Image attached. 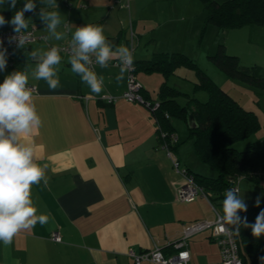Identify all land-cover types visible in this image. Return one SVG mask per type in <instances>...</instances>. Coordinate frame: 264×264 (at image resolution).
<instances>
[{"label": "crops", "instance_id": "crops-1", "mask_svg": "<svg viewBox=\"0 0 264 264\" xmlns=\"http://www.w3.org/2000/svg\"><path fill=\"white\" fill-rule=\"evenodd\" d=\"M122 1L125 0H54L52 11L60 19L55 29L61 34L59 40L49 30V21L40 15L31 17L32 11L24 13L27 24L34 25L36 33H44L46 40L37 39L16 48L12 70L26 73L28 84L35 86L31 102L41 126L16 142L32 147V162L45 170L44 178L31 186V200L36 214L47 215L48 221L22 229L9 245L0 242V264H133L126 252L129 247L140 251L157 244L169 253L184 223L214 218L213 207L224 216L223 200L212 203L201 195L187 202L177 199L182 178L160 146L153 113L144 104L121 96L127 69L116 61L122 56L121 46L129 51L130 27V54L139 65L135 75L141 92L149 98H156L165 79L163 72L147 70L145 61L157 60L159 54L177 49L167 41L169 38L161 40L153 33L156 14H146L142 0H129L132 5L126 4L127 8ZM51 3L41 2L39 7L48 9ZM3 8L0 15L12 19ZM121 12L129 16L127 29L123 27L126 23ZM146 18L152 21L151 25ZM89 24L103 28L112 51L106 67L96 62L90 69L102 80V91L92 93L80 75L72 72L67 57L72 55L61 51V61L54 66L60 86L51 90L44 80H37L34 72L39 55L33 56V52L42 55V49L48 51V43L73 41L74 32ZM125 32L128 37L123 39ZM118 34L121 35L117 42H108ZM91 54L96 59V54ZM10 74L0 70V83ZM105 94L115 99L107 102L102 97ZM169 121L179 142L174 123L171 118ZM178 149L175 152L180 159L183 153ZM184 166L214 174L190 161H185ZM53 231H58L60 240L52 239ZM187 248L192 264L220 259L219 246L208 230L192 235Z\"/></svg>", "mask_w": 264, "mask_h": 264}, {"label": "trees", "instance_id": "trees-1", "mask_svg": "<svg viewBox=\"0 0 264 264\" xmlns=\"http://www.w3.org/2000/svg\"><path fill=\"white\" fill-rule=\"evenodd\" d=\"M26 0H17L16 7L9 6L5 0L3 7L13 18L15 12L22 9ZM204 11L205 23H213L219 29H230L249 24L264 26V0H200ZM11 19H5L10 21ZM13 26L10 23L0 27ZM14 27V26H13ZM157 60H146L147 70L161 71L166 75L173 71L176 65L184 64L194 69L197 79L193 82V89H203L207 98L200 100L181 92L163 81L159 86L156 98L159 107L151 111L159 126L168 132H174L170 125L171 117H179L186 122L187 114L191 112L197 125L188 127V135L193 139V148L199 161L210 166L214 174H202L187 169L194 180L200 184L209 201L224 200L225 192L238 187L241 179L248 180L251 185L264 188V145L256 147L253 142L245 148H237L236 142L255 133L260 128L259 118L252 110L243 107L221 86L217 85L206 75L197 64L180 52L162 53ZM210 60L224 71L229 77L239 79L257 87L264 93V77L256 65L244 66L239 64L237 56L228 53L224 44L218 43ZM134 62V61H133ZM135 64V62H134ZM139 68L135 64V71ZM180 94L188 96L185 104L176 100ZM146 98L149 96L144 95ZM157 124V123H156ZM158 125L156 126L158 136ZM159 138V137H158ZM160 141V139H159ZM177 141L170 144L175 150ZM246 211H238V222L230 224L239 246V255L243 264L248 256L253 264H264V234L260 237L252 235L251 227H245V221L252 225L257 215L264 211V195L257 201L246 206Z\"/></svg>", "mask_w": 264, "mask_h": 264}, {"label": "clouds", "instance_id": "clouds-1", "mask_svg": "<svg viewBox=\"0 0 264 264\" xmlns=\"http://www.w3.org/2000/svg\"><path fill=\"white\" fill-rule=\"evenodd\" d=\"M5 0H0L3 4ZM17 0H9L11 8L16 7ZM54 2V0H49ZM35 5L29 0L22 9L15 12L11 21H5L0 15V25L6 22L14 26V32L19 33L21 29L28 27L24 18L25 12H31ZM41 16L49 21L48 28L61 39V34L55 33L60 23L57 12L41 13ZM74 48L69 59L71 70L80 75L92 93L99 94L102 91V80L97 78L95 72L87 65L90 63L89 54H96V62L102 67L112 56L110 46L106 43L103 28L91 24L78 28L72 37ZM23 43V41H21ZM119 52L128 64L133 58L126 47L121 46ZM39 55L34 76L37 80H44L51 90L60 86V80L54 68L61 61L59 49L52 47L42 55L33 52V56ZM5 60L3 53H0V68L4 67ZM123 72L124 69L122 68ZM118 79H120L118 77ZM28 75L23 72H14L8 75L0 83V242L4 245L12 243L13 238L22 230L33 228L37 223H47L48 216L37 215V209L31 200V186L38 184L44 178L45 170L32 162L33 148L24 147L17 143L21 137L30 135L41 126L40 117L32 101L31 90L26 86ZM7 133V134H6ZM47 183V181H45ZM259 200H257V205ZM243 201L238 198L235 191L229 189L225 192L223 200V221L232 224L239 221L238 211H246ZM245 227H251L252 235L260 237L264 234V211H261L256 221ZM221 230H224L221 228ZM187 253L182 254V258Z\"/></svg>", "mask_w": 264, "mask_h": 264}, {"label": "rangeland", "instance_id": "rangeland-1", "mask_svg": "<svg viewBox=\"0 0 264 264\" xmlns=\"http://www.w3.org/2000/svg\"><path fill=\"white\" fill-rule=\"evenodd\" d=\"M130 1L125 0L121 3L127 8L128 4H131ZM216 1L221 2L223 0ZM28 2L29 0H26V3ZM31 2L35 5L32 14H30L31 17L41 16L43 9L39 8H44L45 11L43 12L55 9V3H51L48 9H45L44 6L39 7L41 2L50 3L49 0H31ZM141 3L146 14L151 12L156 14L157 23L153 29V33L158 35L156 37L161 40L169 38L167 41L176 45L174 47H177V49L171 48L168 53H172L174 50L181 51L180 53L191 58L206 75L227 91L243 107L254 111L258 116L260 128L248 137L237 141L236 147L243 149L251 142L256 147L264 145V93L247 82L229 77L209 58V55L216 50L217 44L222 43L228 53L237 56L239 64L258 66L260 74L264 77V26L246 24L230 29H219L213 23H205L204 11L200 0H142ZM1 8L3 6L0 4ZM121 15L124 18V23H126L123 27L127 29L130 21L129 16L124 12H121ZM132 18L134 19L133 16ZM146 19L151 25L152 21L148 18ZM127 37L128 34L125 32L122 38ZM42 50L43 53L46 52L44 49ZM0 53L2 52L0 51ZM67 57L70 59V56ZM12 69L13 67L8 66L6 63L4 67L0 68V70L5 72L10 71L11 74L14 72ZM162 76L170 85L176 86L182 92H188L190 96H195L200 100L207 98L205 90L193 89V82L197 79V75L194 69L189 66L184 64L176 65L173 71L166 75L163 73ZM187 98L188 96L180 94L178 101L184 103ZM171 120L179 137L178 151L180 154L183 153V157L179 159L180 165L184 166L185 161H190L192 164H199L204 168L205 172H214L210 166L197 159L193 148V139L188 135L186 122L174 116L171 117ZM175 122L178 123L175 124ZM262 184L264 185V181ZM263 195L264 188L251 185L246 179L239 181L237 196L243 201L245 206L256 202ZM245 257L246 264H253L248 256Z\"/></svg>", "mask_w": 264, "mask_h": 264}, {"label": "built area", "instance_id": "built-area-1", "mask_svg": "<svg viewBox=\"0 0 264 264\" xmlns=\"http://www.w3.org/2000/svg\"><path fill=\"white\" fill-rule=\"evenodd\" d=\"M13 29V26L0 27V51L4 54L5 63L10 67L15 65L16 48L27 46L37 39L46 40L44 33L35 32L34 25H28L26 29H21L19 33L14 32ZM132 38L133 31L130 27L129 53L132 50ZM21 41H23V43H21ZM52 47L58 48L59 51L63 53L74 55L73 41H66L56 45L48 43V50ZM89 59L90 63L87 67L92 69L96 63V59L91 53L89 54ZM116 62L121 63L127 69L126 86L122 91L121 96L127 101L140 102L151 111L159 107V100L146 98L141 92V84L135 75L134 62L128 64L122 56ZM14 72L20 71L15 70ZM26 87L30 89L31 92L36 91L35 86L32 84H27ZM102 97L107 102H111L115 99V97L110 94H105ZM156 123L159 127L158 137L160 139V146L167 151L172 167L182 178V182L176 190L177 199L179 201L187 202L195 199L198 195H201L209 201L203 187L194 180L193 175L189 172L186 166L180 165L179 158L170 146L171 143L177 141L176 133H167L159 126L158 121H156ZM234 189L237 191L238 187ZM212 209L215 212L214 218L192 220L182 225L177 237L171 243V250L169 253H164L162 248L157 244H154L151 248L140 251H135L133 248L129 247L126 252L132 258L133 264H140L142 261H150L157 264H192L190 262V254L187 248V240L195 233L204 230H208L210 237L218 244L220 249V259L209 264H243L239 255V246L232 227L230 224L223 221V216L220 215L214 207ZM221 228L224 230H221ZM51 237L54 240L61 239L58 231H53ZM183 253H187V257L182 258Z\"/></svg>", "mask_w": 264, "mask_h": 264}, {"label": "water", "instance_id": "water-1", "mask_svg": "<svg viewBox=\"0 0 264 264\" xmlns=\"http://www.w3.org/2000/svg\"><path fill=\"white\" fill-rule=\"evenodd\" d=\"M121 34H118L115 38L113 39H108V42L111 43V44H114L115 42L118 41L119 37H120ZM35 59V58H34ZM37 59V58H36ZM187 126L190 127V128H193V127H196L197 123L192 115L191 112H188L187 114Z\"/></svg>", "mask_w": 264, "mask_h": 264}]
</instances>
